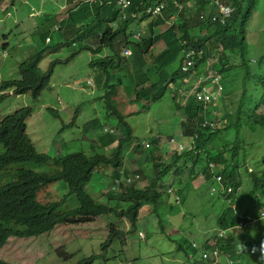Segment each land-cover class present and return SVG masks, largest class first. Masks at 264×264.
Returning a JSON list of instances; mask_svg holds the SVG:
<instances>
[{
  "label": "trees",
  "instance_id": "trees-1",
  "mask_svg": "<svg viewBox=\"0 0 264 264\" xmlns=\"http://www.w3.org/2000/svg\"><path fill=\"white\" fill-rule=\"evenodd\" d=\"M76 1L75 10L71 11L67 20L68 23L76 27L74 32L78 35L71 39V43H82L88 37H95L99 46L97 45L96 49L92 45L90 49L96 55L100 54L104 48L110 51L109 56L99 58L91 65L93 68L101 69L107 76L104 83L107 93L102 99L106 104L107 117L118 121L115 125L118 131L116 132L115 129L106 131V123L100 119L93 120L85 125V130L87 132L100 130L102 133L100 136L101 147L96 145L94 148L95 156L77 151L66 154L59 153L56 157L50 158L46 154L37 152L27 133V120L31 116L32 108H22L0 122V250L11 238L37 237L58 226L90 225L96 223L98 219L110 215L128 220L132 225L131 235H133L137 233L136 227L141 211L147 205H149L148 215H156L162 224L164 214L160 212V207L168 204L171 198L166 185L171 167L165 168L161 161L151 159L155 177L148 179L143 189H138L133 185V187H124L118 197L110 195L107 198L108 203L111 202L114 205L116 203L115 206L109 207L108 204L100 202V199L96 201L88 192L95 171L102 166L111 169V171L108 170L110 172L108 178L112 180L120 179L125 173L128 174L124 170L126 156H128L126 148L134 140V130L126 121L128 116L119 106L122 92H125V98L129 103H140L145 111H149L152 103L160 101L174 84L181 88L185 82L191 81L192 76H194L195 82L188 93L193 91L194 87L195 93L201 92L203 86L211 85L208 93L212 92V88H214L217 100L212 107L209 106L210 109L207 108L208 103H198L193 100L194 98L185 107H181L188 115L184 123V134L188 140L191 139L192 149L176 154L171 166L176 167V172L179 173L183 172L181 168L184 166L186 168L193 167L191 173L196 174L194 177L198 178L202 174L208 179L214 174L210 164L222 165L223 170L220 171V175L226 184L233 185V193L221 198L231 204L236 202L239 189L240 164L237 158L239 138L236 135V145L230 151L225 150V147L230 145L228 143L213 145L222 134L238 129L239 115L250 120L254 126L264 127V115L252 109L244 110L243 103L235 112L236 124L233 122V117L230 116L229 125L214 123L213 120V125H205L208 122L207 119L213 118V114L218 112L220 106L227 112L223 102L228 96L229 85L227 84L231 82L230 77L236 71L235 66L231 65V57L227 55V52H237L240 60L237 69L243 72L242 78L245 81L255 78L264 86V79L255 76V74L251 75L249 61L245 53L247 25L259 0H132L131 7L124 13L127 19L122 18L123 11L117 6V0ZM217 2L229 6L233 10L225 26L219 23V12L215 5ZM158 4L165 6L162 15L157 18L148 16L146 9ZM180 7L183 8L179 9ZM93 18L95 20L90 22L89 20ZM117 21L118 28L113 30L111 24ZM142 22H147L148 32L141 34L139 39L134 37L135 41H131V36H128L130 26ZM160 27H164V29L161 31ZM81 30H83L82 36L79 33ZM84 30H89V33L85 34ZM130 33L133 35L132 31ZM10 35L11 33L3 35L6 46L9 44ZM157 45L164 47L153 61L149 62L148 56ZM126 48L132 50L130 57L123 56ZM193 49L197 54L196 66L187 73L183 71L181 64H183L185 52ZM200 51H203L202 55L199 54ZM45 52H54V49L44 48L22 61L19 65L21 78L5 81L0 86V94L15 90L19 96L30 94L35 102L48 86L52 69L56 63L51 62L48 70L42 72L39 63ZM211 56L216 57L217 61L210 63ZM176 61L179 63L178 68L172 72L167 71V68ZM263 61V58L262 61H258L259 65H262ZM149 63L153 64L152 67L149 66ZM112 76H117V82L109 85ZM197 78L200 79L198 82ZM216 78H218L217 88L214 83ZM0 98L1 105L6 96ZM171 99L176 109L179 108L176 96L173 95ZM49 112L58 117L56 110L50 109ZM114 144L116 146L112 149L111 154H106L105 148ZM139 147L146 150L142 143L139 144ZM98 150H101V153H98ZM224 151L229 155L227 156ZM27 163L35 165H49L50 163L53 169L48 173L36 172L29 167H24ZM247 174L252 181V194L260 193L262 195L264 173L257 175L247 171ZM57 182L65 184L68 195L73 196L76 200V208L61 210L65 197L61 198L56 191L47 189L48 185ZM184 182L179 179L180 190H176V194L179 196H184L183 188H181V184ZM247 224V218L237 215L235 208L231 205L225 209L217 222V227L226 232L227 237L221 238L218 235L213 237L216 243L215 247L207 243L203 246H195L183 239L177 243L178 250L184 251L189 256L190 264H206L203 261L202 251L213 256L215 250L220 252L215 264H242L240 260L242 256L247 258L245 264H257L258 258H255V255L251 256L248 252L241 254L237 248L236 231L239 229L238 226ZM109 235L103 248L105 253L108 246L119 243V240L121 244H124L125 233L111 226ZM168 238L170 239V237ZM257 239L259 240L254 241L250 238L246 243L249 252L254 245L258 246L260 241L264 240V234ZM105 256L104 254H93L82 258L75 264H94L97 260L104 259ZM229 260L231 263H228ZM0 264L14 263L0 259Z\"/></svg>",
  "mask_w": 264,
  "mask_h": 264
},
{
  "label": "rangeland",
  "instance_id": "rangeland-1",
  "mask_svg": "<svg viewBox=\"0 0 264 264\" xmlns=\"http://www.w3.org/2000/svg\"><path fill=\"white\" fill-rule=\"evenodd\" d=\"M0 1H2L0 19H4V21H0L1 86L5 81L21 78L19 65L22 61L44 48H56L54 39L66 31L69 23L62 24L57 18L59 12L64 14L61 8L65 4V0H16L13 8H11L12 0ZM7 8H11L8 15ZM38 8H43V11L38 12ZM255 8L247 25L245 53L249 61L251 75L255 74V76L264 79V61L262 65L258 63V61H262V58L264 59V0H259ZM54 18L57 21H54ZM146 27L147 22L132 24L128 30V36H131L130 40L135 41L134 37L138 33L146 34L148 32ZM164 27H160V30L162 31ZM131 31L134 32L133 35H131ZM9 33H11L8 40L9 47L4 51L2 36ZM45 37L49 41H46ZM121 38L118 39L121 40ZM92 41L95 42L94 48L96 45L99 46L97 40ZM62 42L71 44L70 34L64 35V37L62 35ZM163 47V45L155 46L148 56V61L152 62ZM65 48L62 49L64 51L62 53H44L39 63L42 72L48 70L51 62L56 63L52 69L48 86L35 102L30 94L19 96L15 90L5 93L6 99L0 107V120L13 115L22 108L30 107L32 113L27 121V132L37 152L46 154L50 158L56 157L58 153L66 154L77 151L95 156L94 148L96 145L101 147L100 130L88 133L85 130V125L92 120L100 119L106 123V131L112 129L118 131L115 128L118 121L107 117L106 104L102 99L107 93L104 85L107 76L101 69L91 67V63L103 55L83 51L74 55L70 61H66L70 58V50L76 52L77 48L73 45L65 46ZM106 53L110 54V51L108 50ZM231 53L227 52V55L231 57V65L235 66L236 71L234 70L233 76L230 77L231 82L227 84L229 85L228 96L223 102L227 112L220 106L219 113L215 112L219 116L214 119L219 122L224 120V125H229L230 116L233 117V122L237 123L235 112L238 111L241 103L245 105L244 110L252 109L264 115V86L255 78L245 81L242 78L243 72L237 69L240 64L237 52ZM214 61H217V58L211 56L210 63ZM152 65L149 63L150 67ZM178 65L179 63L176 61L167 68V71L176 70ZM190 79L191 81L185 82L181 88L174 84L160 101L152 103L149 111H145L140 103H129L125 98V92L120 94L119 99L120 108L128 116L126 121L134 130V140L126 148L129 155H133V157L126 156L124 170L129 175L139 174L140 178L137 184L140 189H143L148 179L155 177V169L151 161V159H155L161 161L165 168L171 167L166 183L168 188L180 190L179 179L185 181L181 184L184 193V196H180L181 202L176 204L170 198L168 204L160 207V212L164 214L162 224L156 215H148L149 205H147L139 216L136 234L131 235L132 225L128 220L119 219L114 215L104 216L90 225L58 226L37 237L11 238L7 246L0 250V258L14 264H75L87 256L104 254L105 258L97 260L94 264H190L189 256L184 251L178 250V241L186 239L191 244L203 246L207 243L215 247L216 243L213 237L222 235V230L217 227V222L225 209L231 205L235 208L237 215L251 221L249 229L236 231L237 244L239 245V242L246 244L250 238L258 241L257 238L264 234V219L260 218V213L264 211V191L262 195L260 193L252 194V181L247 171L257 175L264 173L263 126H254L250 120L239 115L238 129L222 134L213 145L228 143L230 145L225 147V150L230 151L236 145V135L239 138L237 153L240 164L239 189L236 202L233 204L222 200L219 193L212 194L213 189L219 192L222 187L216 174L208 179L202 174L197 175V178L194 177L196 175L194 172L191 173L193 167L186 168L184 166L181 168L183 172L179 173L176 172V167L171 166L176 154L174 144L170 143V138H175L176 143L177 141L183 142L187 147L191 144L184 134V123L188 115L181 109L190 102L193 96L196 99L193 92L195 87L188 93L195 82L194 76ZM115 82H117V76H112L109 85ZM173 95L176 96V102L179 104L177 109L171 99ZM50 109L56 110L58 117L49 112ZM142 141L150 144L155 142L152 147L142 150L141 147L138 148ZM115 146L116 144L105 148V153L111 154ZM98 153H101V150H98ZM224 153L229 155L226 151ZM24 167H29L36 172H44L53 168L50 164L37 166L32 163H27ZM107 170H109L107 166H102L95 171L88 192L96 201H99L98 197H100L101 202L111 207L116 203L115 205L112 203V205L107 200L109 194H106L109 193L108 189L112 180L108 178L110 172ZM47 189L56 191L61 198L65 197L62 211L77 207L75 198L68 195L63 182L52 183L48 185ZM115 195L118 197L120 192ZM111 226L125 233L124 244H121L119 240V243L108 246L105 253L103 248L110 236ZM141 234L144 237H141ZM254 257L257 258L256 255ZM245 259H247L245 256L240 259L242 264L246 263ZM228 263L231 261L229 260Z\"/></svg>",
  "mask_w": 264,
  "mask_h": 264
},
{
  "label": "clouds",
  "instance_id": "clouds-1",
  "mask_svg": "<svg viewBox=\"0 0 264 264\" xmlns=\"http://www.w3.org/2000/svg\"><path fill=\"white\" fill-rule=\"evenodd\" d=\"M13 1V0H12ZM15 3H16V0H14V3L13 4H11V8H13L14 6H15ZM2 8V7H1ZM11 8H7L6 10H7V15L8 14H10V9ZM0 21H4V19H0ZM117 23V28H118V21L116 22ZM113 30H117V28H113V27H111ZM138 34H140V33H138ZM137 34V35H138ZM5 35V34H4ZM137 35H135V38H136V36ZM140 36H141V34H140ZM4 36H2V39L4 40V38H3ZM140 38V37H139ZM139 38H136V39H139ZM9 40V39H8ZM48 40V39H47ZM72 44V43H71ZM9 47V44H8V46H6V41L4 40V43H3V45H2V48H3V50L4 51H6L7 50V48ZM126 50H129V51H131V55H132V50H130V49H125L124 50V52H123V56H125V51ZM37 53V52H36ZM35 53V54H36ZM34 54V55H35ZM131 55H129V56H125V57H130ZM44 56V55H43ZM70 60H71V58H69ZM69 59H67L66 61H70ZM60 61H63V60H60ZM198 79V78H197ZM197 81V80H196ZM4 83V82H3ZM2 83V84H3ZM93 84V83H92ZM5 93H7V92H5ZM5 93H1L0 94V97L1 96H5ZM192 98H194L193 100L194 101H197V98L195 99V97L193 96ZM1 99V98H0ZM198 103H200V101H197ZM214 103H209L208 105H207V108L208 109H210L209 108V106H211L212 107V105H213ZM0 107H1V105H0ZM25 108H27V107H25ZM218 113H219V110H218ZM219 115H216L215 113L213 114V121H214V123H223V125H224V120L222 121V122H219V121H215L214 119L215 118H217ZM0 117H1V111H0ZM31 117V116H30ZM29 117V118H30ZM28 118V119H29ZM4 119V118H3ZM2 119V120H3ZM2 120H0V122L2 121ZM211 119H207V121H208V123L210 124V125H213V121H212ZM28 121V120H27ZM93 121V120H92ZM91 122V121H90ZM89 122V123H90ZM208 124V125H209ZM28 128V127H27ZM93 132V131H92ZM28 133V132H27ZM88 133H91V132H88ZM102 133H101V131H100V135H101ZM29 135V134H28ZM30 137V136H29ZM32 140V139H31ZM190 142H191V139L189 140ZM142 144H144L145 145V148H146V150H147V148H150V147H152L153 146V144H150L149 142H146V141H142L141 142ZM140 143V144H141ZM170 143H173L174 144V149H175V154H181V153H183V152H185V151H190L191 149H192V144H189V147H187V145H185L183 142H178L177 141V143H176V141H175V138H170ZM188 144V143H187ZM179 145H181V146H183L184 147V149L183 150H181V151H178L177 150V146H179ZM113 146V145H112ZM126 153L128 154V156H130L129 155V152H127L126 151ZM59 154V153H58ZM132 157H133V155H132ZM131 157V158H132ZM125 162H126V160H125ZM50 164V163H49ZM213 164V163H212ZM214 164H216V165H219V164H217V163H214ZM37 166H42V165H37ZM210 166H211V164H210ZM53 167V166H52ZM211 168V167H210ZM53 169V168H52ZM52 169H50V170H48V171H44V172H49V171H51ZM111 170V169H110ZM109 170V171H110ZM211 170L213 171V173L214 174H216V178H217V180H218V177L220 176L221 177V180H218L219 182H221V185H222V187H221V189H220V191L218 192L217 190H215V189H213L212 190V194L214 195V194H217V193H219L220 194V196L221 197H223V196H226L228 193L227 192H223V190L224 189H227V188H231L232 189V192L231 193H233V185L232 184H226L224 181H223V177L220 175V171H222L223 170V166L222 165H220V168H215V169H212L211 168ZM108 171V170H107ZM105 174V173H104ZM139 178H140V175L139 174H131V175H129V173L127 174V173H125L120 179H116V180H111V182H110V187H109V189H108V191H109V193H107L106 195H108L109 194V196L110 195H115V193H117V192H120V193H122V190H123V188L124 187H133V185H135V187H136V185H138V189H140L139 188V184H137V182H139ZM107 191V192H108ZM169 191H171V193L169 194ZM230 193V194H231ZM168 194L170 195V197L173 199V201L176 203V204H179L180 202H181V197L179 196V195H177L176 194V190H173V189H171V188H169V190H168ZM174 196H177L178 198H179V201L178 202H176L175 201V199H174ZM1 197V196H0ZM98 199H100V197H98ZM222 200H223V198H222ZM225 201V200H224ZM101 202V201H100ZM263 215V216H262ZM260 218L261 219H264V211L263 212H261L260 213ZM248 220V219H247ZM251 224V221L250 220H248V224L247 225H241V226H238V228L239 229H247L248 227H249V225ZM222 233H224L223 231H222ZM224 236H227V233L225 232V235ZM224 236L223 237H221V238H224ZM141 237H144L142 234H141ZM8 244V243H7ZM7 244L4 246V248L7 246ZM195 246L197 245V244H194ZM3 248V249H4ZM215 251H218V253H220L219 252V250H215ZM238 251L241 253V254H244V253H247V252H249V249H248V247H247V245L246 244H244V243H242V242H239V245H238ZM250 252H251V255H256L257 256V264H264V240H261L260 241V243H259V245L258 246H253L252 248H251V250H250ZM204 253H205V251H202V256L204 255ZM217 258H218V256H217ZM0 259H3V258H0ZM5 260V259H4ZM7 261V260H6ZM203 261H205V259H204V257H203Z\"/></svg>",
  "mask_w": 264,
  "mask_h": 264
},
{
  "label": "built area",
  "instance_id": "built-area-1",
  "mask_svg": "<svg viewBox=\"0 0 264 264\" xmlns=\"http://www.w3.org/2000/svg\"><path fill=\"white\" fill-rule=\"evenodd\" d=\"M207 1H213V0H207ZM131 3H132V0H117V6L123 11V15H122V18H126V16L124 15V13L131 7ZM217 9H218V12H219V23L222 25V26H225L227 24V21L229 20L230 16L232 15V12L233 10L229 7V6H226V5H222L220 3H215ZM165 6L163 4H158L156 5L155 7H148L146 9V13L148 16H151L153 18H157L159 16L162 15V11L164 10ZM183 7H180L179 9H181ZM127 19V18H126ZM111 26L113 28H117V23L114 22L113 24H111ZM140 37V34H138L136 36V38H139ZM186 55H185V58H184V61H183V64H181V67H183V71L184 72H189L191 69H193L195 66H196V57H197V54H196V50H188L185 52ZM203 51H200V55H202ZM131 55V51L129 50H126L125 51V56H129ZM200 79L198 78L197 79V82L199 81ZM217 81H218V78L215 79L214 83H216V86L215 88H217ZM211 88V85L209 86H203L202 87V91L201 92H197L195 93L196 95V98L198 101L200 102H203L204 104H209V103H214L216 100H217V95H216V91L214 90V88H212V92L208 93L209 90ZM206 124H209L208 122L205 123ZM184 147L179 145L177 146V150L178 151H181L183 150ZM212 169H215V168H220V165H216V164H211L210 166ZM218 180H221V177L219 176L218 177ZM223 192H227L228 194H230L232 192V189L231 188H227V189H224ZM171 193V191H169V194ZM174 199L176 202L179 201V198L177 196H174ZM263 216V215H262ZM225 235V232L222 233L221 237H223ZM219 255L218 251H214L213 253V256H211L209 253L205 252L203 257L205 259V262L206 264H215L216 260H217V256Z\"/></svg>",
  "mask_w": 264,
  "mask_h": 264
},
{
  "label": "crops",
  "instance_id": "crops-1",
  "mask_svg": "<svg viewBox=\"0 0 264 264\" xmlns=\"http://www.w3.org/2000/svg\"><path fill=\"white\" fill-rule=\"evenodd\" d=\"M45 1V0H44ZM91 1H95V0H91ZM77 4V1L76 0H65V4L63 5V7L61 8V9H63V12H64V14L62 13H60L59 12V14L57 15V18H59V21H60V23H65V22H68L67 20H68V17H69V15H70V13H71V11H74L75 10V5ZM39 10H37L38 12L39 11H43V8H38ZM95 19L93 18V19H91V20H89L90 22H93ZM54 21H57L56 20V18H54ZM67 25V24H66ZM66 25H65V27H66ZM75 26H73L71 23H69V25H67V27H66V31H64L62 34H60V35H58V36H56V38L54 39V42H55V45H56V48H53L54 49V52H56V53H62V52H64L63 50L64 49H66L65 48V46H69V45H73V46H75L77 49V51L76 52H74V50H70V58H73V56L74 55H76V54H79V53H81V52H83V51H90V52H92V53H94V51L93 50H91L90 49V47L92 46V45H94V43L95 42H93L92 40H96V38L95 37H93V38H87V39H85L84 40V42H82V43H77V44H67V43H65V42H62V35H63V37H64V35L65 36H68L69 34H70V38L72 39V38H75V37H77L78 35H76L75 34V32H74V30H75ZM79 33H80V35L82 36L83 35V30H81V31H79ZM84 33L85 34H88L89 33V30H84ZM134 32H132V34H133ZM84 37V36H83ZM68 38V37H67ZM66 38V39H67ZM47 39L48 38H46V41H47ZM49 41V40H48ZM92 41V42H91ZM98 42V41H97ZM93 47V46H92ZM97 45H96V49H97ZM63 49V50H62ZM127 49H130L131 50V48H127ZM108 51V49L107 48H104L103 50H101V52H100V54L101 55H103V57H101V58H106L107 56H109L110 54H107L106 52ZM96 55V54H95ZM97 55H99V54H97ZM67 58V57H66ZM70 60V59H69ZM91 67H92V65H91ZM93 68V67H92ZM93 69H95V68H93ZM100 79V78H99ZM99 84H100V81L98 82Z\"/></svg>",
  "mask_w": 264,
  "mask_h": 264
}]
</instances>
